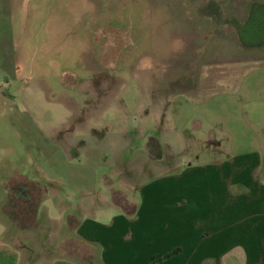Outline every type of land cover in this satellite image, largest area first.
I'll return each instance as SVG.
<instances>
[{
  "label": "rangeland",
  "instance_id": "obj_1",
  "mask_svg": "<svg viewBox=\"0 0 264 264\" xmlns=\"http://www.w3.org/2000/svg\"><path fill=\"white\" fill-rule=\"evenodd\" d=\"M79 127L97 128L104 150L63 149ZM164 134L205 159L264 139V0H0L8 235L36 225L24 177L49 191L53 176L94 162L100 174L119 145L142 162L149 137ZM60 243L92 259L84 243Z\"/></svg>",
  "mask_w": 264,
  "mask_h": 264
},
{
  "label": "crops",
  "instance_id": "obj_2",
  "mask_svg": "<svg viewBox=\"0 0 264 264\" xmlns=\"http://www.w3.org/2000/svg\"><path fill=\"white\" fill-rule=\"evenodd\" d=\"M94 128L79 127L63 149L103 151ZM115 148L100 174L94 162L53 176L49 191L24 177L42 191L36 225L8 235L0 208V264H264V139L205 159L152 136L145 167L131 143ZM64 239L89 246L92 259Z\"/></svg>",
  "mask_w": 264,
  "mask_h": 264
},
{
  "label": "trees",
  "instance_id": "obj_3",
  "mask_svg": "<svg viewBox=\"0 0 264 264\" xmlns=\"http://www.w3.org/2000/svg\"><path fill=\"white\" fill-rule=\"evenodd\" d=\"M26 182H27L28 184H29V183H33V182H31V181H26ZM33 184H34V183H33ZM34 185H35V184H34ZM34 185H30V193L32 194V198H34V200H35V204H34L35 207H34V211H33V220L35 219V217H34V212H35V210H36L37 204H38V202L41 200V198H42V196H43V195H40L41 192H42L41 189H40L39 187H37V188L35 187V188H34ZM33 189L35 190V192H33V191L31 192V190H33ZM36 191H37L38 193H36ZM35 194H37L36 199H35V197H34ZM31 224H32V223H31ZM19 226H20V227H23V226H26V224H19Z\"/></svg>",
  "mask_w": 264,
  "mask_h": 264
}]
</instances>
